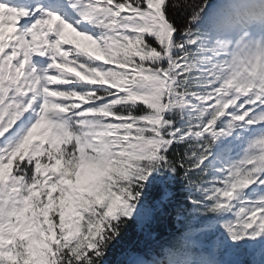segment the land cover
I'll return each instance as SVG.
<instances>
[{
  "label": "snow or ice",
  "instance_id": "1",
  "mask_svg": "<svg viewBox=\"0 0 264 264\" xmlns=\"http://www.w3.org/2000/svg\"><path fill=\"white\" fill-rule=\"evenodd\" d=\"M0 264H264V0H0Z\"/></svg>",
  "mask_w": 264,
  "mask_h": 264
},
{
  "label": "rangeland",
  "instance_id": "2",
  "mask_svg": "<svg viewBox=\"0 0 264 264\" xmlns=\"http://www.w3.org/2000/svg\"><path fill=\"white\" fill-rule=\"evenodd\" d=\"M10 30V29H9ZM71 37V36H70Z\"/></svg>",
  "mask_w": 264,
  "mask_h": 264
}]
</instances>
